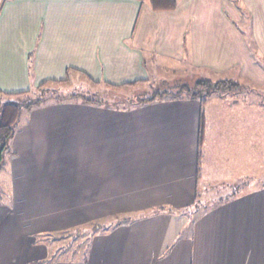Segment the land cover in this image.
Returning a JSON list of instances; mask_svg holds the SVG:
<instances>
[{"label": "crops", "instance_id": "1", "mask_svg": "<svg viewBox=\"0 0 264 264\" xmlns=\"http://www.w3.org/2000/svg\"><path fill=\"white\" fill-rule=\"evenodd\" d=\"M244 12L264 58V0H178L163 12L149 0H0V91L67 84L71 75L137 87L158 67L188 60L217 74H261L235 26ZM170 97L20 114L0 171L9 194L0 264H264V187L249 189L252 177L236 178L249 188L222 204L186 211L205 187L207 157L229 141L224 99L204 107L197 181L199 103ZM116 219L126 222L112 226ZM78 232L85 242L55 239Z\"/></svg>", "mask_w": 264, "mask_h": 264}, {"label": "rangeland", "instance_id": "2", "mask_svg": "<svg viewBox=\"0 0 264 264\" xmlns=\"http://www.w3.org/2000/svg\"><path fill=\"white\" fill-rule=\"evenodd\" d=\"M234 1L239 5L240 0ZM245 14V12L240 14L242 19L235 23V26L238 31L243 32V38L251 49V52L249 50L250 54L252 55V52L257 54L258 48L256 41L253 39L250 25L251 16ZM259 68L263 73H258V76L256 74L243 76L240 73H235L236 71L231 74H217L206 68L194 67L191 65V61L188 60L182 62L179 66L173 64L170 67H158L154 72H150L147 84L137 87L120 86L121 88L113 89L114 87L110 84L97 87V85L86 82L82 78L76 77V80H72L74 76L71 75L67 84L47 83L43 87V91H33L30 96L42 95L49 98L45 102V105H48L52 104L53 99L58 98L59 95L65 96V94L77 93L86 98L108 101L109 103L119 102L120 106L124 104V107H126L125 103L130 100L150 98L163 93L173 94L179 92V88L183 86L196 91L194 84L199 81H208L215 84L221 80H230L238 83L239 91L237 93L232 92L231 95L223 98L211 95L206 101L207 103L211 99H224L225 103L222 102V109L226 116V127L230 128L229 141L223 139L221 144L224 148L221 149L220 153H215V156L210 154L207 157L208 161L204 169L205 187H199V194H203L202 196L204 199L206 198L208 206L213 207L212 202L236 191L235 184L243 186L241 181L236 180L240 175L245 174L246 177H252L251 183L248 184L250 186L248 188L251 190L258 189L261 184H264V69L260 66ZM182 94L183 97H189L185 92H182ZM25 112L29 113L24 110L21 114H26ZM228 144L229 152L227 153L225 145L228 146ZM212 145H216V143L213 142ZM226 158H230L232 164ZM217 169L219 170L217 171ZM234 182L236 183L233 184ZM225 184L230 185L229 190L223 188ZM248 188H243L242 191ZM8 196L9 194L5 192V187L1 182L0 203H4ZM208 198H211V200H208ZM107 222L109 223V221ZM85 237V234H79V232L61 233L55 236V239L60 238L61 242H85Z\"/></svg>", "mask_w": 264, "mask_h": 264}, {"label": "trees", "instance_id": "3", "mask_svg": "<svg viewBox=\"0 0 264 264\" xmlns=\"http://www.w3.org/2000/svg\"><path fill=\"white\" fill-rule=\"evenodd\" d=\"M140 2L144 0H138ZM150 7L153 11L156 12H163V11H173L176 8V5L178 3V0H149ZM248 49L251 52V49ZM252 56L256 63L264 69V60L263 58H260L257 56L256 52H252ZM62 82H50V84H60ZM47 83L40 84L36 89L27 91V92H21V93H4L0 91V171L2 168V165L4 163V159L6 154L9 152L10 149V142L11 139L16 131L18 120L20 117V114L22 111H29L36 107H42L46 106L45 102L49 98H45L42 95L31 97L30 94L34 91H43V87L46 86ZM108 86V85H107ZM239 84L230 80H221L216 82L215 84H211L208 81H199L194 84V88L196 91L189 90L186 86H183L182 88H179V92L176 93H163L162 95H155L154 97L150 98H141L140 100H130L125 103L126 109L136 107V106H144L153 103L155 100H161L166 98L167 96L171 95L170 98H180L183 94L182 92H185L186 95L189 96L191 99H195L199 103V121H198V133H197V166H196V180L199 181L200 179V172H201V164H202V154L201 149L203 148V144L205 142V130H206V120H205V113H204V107L206 104V101L211 97V95H215L218 98H223L227 95H231L232 92L237 93ZM52 99V98H51ZM83 103L90 102L91 98H86L83 96H80L77 93H70L65 94V96H58V98L53 99V103H62V102H80ZM116 107L120 105L119 103L116 104ZM124 106V104H122ZM119 108V107H118ZM248 184V182H247ZM248 186V185H247ZM246 186H237L235 192H231L229 195H226L224 198H221L220 200H216L215 202H212V205L218 206L222 204L223 202L227 201L229 198L237 196L240 191H242L243 188ZM264 187V184L260 186V188ZM199 192L195 191V202L189 206L190 208H187L186 211L189 213L191 212H199V210H206L210 208L208 206V203L203 204L201 203V200L199 199ZM194 198V199H195ZM217 204V205H216ZM126 220H117L114 222L112 226L119 225L121 223H125ZM109 228V227H108ZM107 229V228H105Z\"/></svg>", "mask_w": 264, "mask_h": 264}]
</instances>
